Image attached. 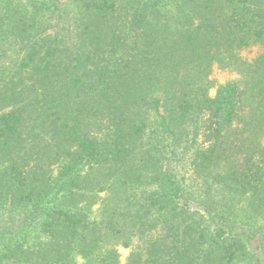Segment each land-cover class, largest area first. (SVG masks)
Instances as JSON below:
<instances>
[{
    "label": "trees",
    "instance_id": "obj_1",
    "mask_svg": "<svg viewBox=\"0 0 264 264\" xmlns=\"http://www.w3.org/2000/svg\"><path fill=\"white\" fill-rule=\"evenodd\" d=\"M0 264H264V0H0Z\"/></svg>",
    "mask_w": 264,
    "mask_h": 264
},
{
    "label": "rangeland",
    "instance_id": "obj_2",
    "mask_svg": "<svg viewBox=\"0 0 264 264\" xmlns=\"http://www.w3.org/2000/svg\"><path fill=\"white\" fill-rule=\"evenodd\" d=\"M236 77L235 74L219 70L218 68H215L212 73V79L216 82V85L224 84L230 80H233ZM215 94V91L213 92ZM28 239L32 241V238H34V234L32 233V229H29L28 231ZM129 251L128 250H121V257L122 261L124 262L125 258L128 256Z\"/></svg>",
    "mask_w": 264,
    "mask_h": 264
}]
</instances>
